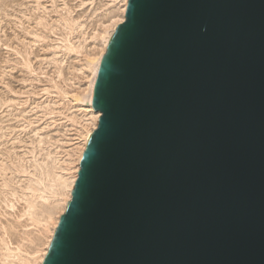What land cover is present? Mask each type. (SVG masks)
Returning <instances> with one entry per match:
<instances>
[{"label":"water","instance_id":"95a60500","mask_svg":"<svg viewBox=\"0 0 264 264\" xmlns=\"http://www.w3.org/2000/svg\"><path fill=\"white\" fill-rule=\"evenodd\" d=\"M44 264H264V0H130Z\"/></svg>","mask_w":264,"mask_h":264},{"label":"bare ground","instance_id":"6f19581e","mask_svg":"<svg viewBox=\"0 0 264 264\" xmlns=\"http://www.w3.org/2000/svg\"><path fill=\"white\" fill-rule=\"evenodd\" d=\"M96 1L98 0H80L76 5V8H91L89 17L97 18L96 23L91 26L85 22L87 14H74L75 9H72L74 7L71 8L66 2L62 8L64 11L58 10L59 15L56 19V23L58 22L61 26L59 35L56 34L58 28L55 29V26L43 16H38L41 32H32L40 40H46L48 33L56 34L52 49L48 48L51 55L45 58L50 61L49 64L53 63L55 68H53V74L43 71L47 74L46 84L38 91H14L15 94L20 95L29 93V95L47 96L44 101L37 102L32 109L34 111L40 109L41 116H35L36 119L26 117L27 115H24L26 110L21 109L17 117L22 116L21 130L23 131L33 123L41 122L42 124L44 118L51 121L46 120L47 125L41 127L42 125L39 124V127L36 126L32 130L35 138H32L31 143L29 142L31 146L25 147L27 151L23 153L29 155L27 158L23 154L14 157L15 153L7 150L0 159V177L2 178L0 198L2 202L12 210H18V202L24 204L16 214L18 223L8 222L9 225L6 224L1 220V215L4 213L0 212V264H44L61 218L73 197V190L81 169L82 156L102 115V112L95 109L91 103L93 86L112 38L116 35L118 26L126 20V10L130 0H108L99 6H96ZM115 2L116 6H110ZM90 39L93 43L95 42V46L87 51L85 48L89 46ZM8 46L10 47L11 44ZM15 50L17 54L22 55L21 61L25 68L31 74L35 73L36 68L29 57L30 51L27 48L24 51L17 48ZM73 53L81 59L79 63L77 62V66L69 68L68 76L65 64L68 61L67 58ZM25 99L21 101L19 97L8 96L3 99V105L25 106L29 96ZM70 110L73 111L72 113L81 112V116L72 115ZM62 119L63 121L65 119L67 123L71 121L74 127L69 129L73 132L71 136L67 134L68 138L65 137L67 141L62 142L63 137L54 139L52 133L44 134L43 131L49 129L50 126L53 128L52 125H60L58 121L63 122ZM61 125L67 124L64 121ZM0 130L2 131V128ZM3 133L0 139L7 135L5 131ZM20 141L22 143L25 140L20 139ZM69 146L73 147L68 149ZM14 159H19L17 161L19 166L14 163L16 162ZM13 167L16 170H13ZM16 172L20 174L17 181L16 175H13ZM19 227L23 228V234L20 235V233L17 236L16 231ZM33 228L37 229L41 236H34Z\"/></svg>","mask_w":264,"mask_h":264},{"label":"rangeland","instance_id":"374dc122","mask_svg":"<svg viewBox=\"0 0 264 264\" xmlns=\"http://www.w3.org/2000/svg\"><path fill=\"white\" fill-rule=\"evenodd\" d=\"M79 1L80 0H53V1L52 0H41L39 1L41 3L40 4L38 0H0V73H1L0 74V128H2V131L0 130V136L4 134L3 131H5V134H7V135H4V137L0 139V159L3 158L2 155L4 151H7V150H12V153L13 154L15 153L14 157L15 155L22 156L23 153H26L27 151L26 148H29V146H31L30 143L35 138V136H33L34 132L32 130L36 128V126H38L39 124L40 126L42 125L41 127H43L47 125V122L51 121V120L48 121L47 118H44V120H42V124L41 122L39 123L36 122V124L34 123L31 124L27 130H24V131L21 130L22 129L21 124L23 123L21 121L22 116L17 117L20 114L21 109L26 110V112L24 113V115H27L26 117L36 119L34 117L35 116L37 117L39 115L41 116L42 111L40 109L39 110L35 109V111L32 109L35 107L37 102L44 101V99H46L45 97L47 96L42 97L41 94L40 95L30 94L31 95L30 96L29 93L20 95V94H15L14 91H38L40 88H42L46 84L47 74L43 73V71L53 74L52 73L54 70L53 68L55 67L53 63L49 64L50 61L49 60L47 61V59L45 58L47 56L50 57L51 55L50 50L52 49L51 46L55 40L56 34L59 35V32L61 33V30L59 29L61 28V26H59L58 22L56 23V19L58 17L57 15H59L58 12L64 11V9H62L65 5L64 3L67 2L71 6V8L74 7L72 9H75L74 14L76 15L82 14V13H85V15L87 14L85 17V22L88 25L91 26L93 23H96L97 18L95 17L91 18L92 16L89 17L91 8H88V7L87 8L83 7V9L80 7L76 8V5L79 4ZM105 1H108V0H98L95 2V4L96 6L97 5L99 6ZM38 3L40 6L38 5ZM110 6L112 7L116 6V2L115 4L111 3ZM38 16L46 17L48 22L51 23V25L55 26V29L58 28L56 30V34L48 33L49 35L46 40H40L36 36H34L35 34L32 32H39V33L41 32L40 30L41 27H39L38 25V19H39ZM88 30H90V28ZM89 41L91 43L89 42L88 43L89 46L85 48L87 51H89L90 48L95 46V42L93 43L91 39ZM9 44H11L10 47L8 46ZM15 48L21 49L22 51H24L25 48H27L30 51L29 57L33 61V65L36 68L35 73L31 74L25 68V66L23 65L21 61L22 55L17 54ZM48 48H50V50ZM80 59L81 58L76 56V54L75 55L74 53L73 55L70 54V57L67 58L68 65L67 63L65 64L67 75L70 73L69 68H73V66H77V62L79 63ZM52 95H55V94H52ZM8 96L19 97V100L21 101H24V99L27 98L28 96H29V99H27L28 102L25 106L20 105V106H10L9 107L8 105L6 106L3 105V99L7 98ZM71 110L74 111L75 109H71ZM71 110L70 112L72 113L73 111ZM77 112L72 113V115L75 114V116L80 117L81 112H78V113ZM67 113L69 112L67 111ZM19 119H20V122H19ZM64 121H65V124L67 125L62 126L61 124L62 123L64 124ZM64 121L63 122H61V120L60 122L58 121L60 125L59 124L52 125L53 128L50 126L49 129H46L48 132H46V130L43 131L45 132L44 134L46 135L47 133H50V134L52 133V136L54 139H58V138L61 139L63 137L62 142L67 141L66 139L68 138L66 137L68 136L67 134H70L71 136V133L73 132V130L71 131L69 129L71 128L73 129L74 127L71 125L72 123L71 121H69L68 123L66 122L65 119ZM20 139H22V141L25 140L24 141L25 143L24 142L21 143ZM26 142L28 144H26ZM66 145H69V144H66ZM70 147L71 146L67 148L70 149ZM28 156L25 155L24 157L27 158ZM14 161H16L14 162L16 165L17 163H19L17 162L19 161V159L18 160L14 159ZM13 170H16V168L13 167ZM13 175H16L17 177L16 181L20 177V174H18L17 172ZM1 183H2V178L0 177V185ZM1 202H2V199L0 198V212L4 213L1 215L2 216L1 220H3V222H5L8 225L10 222L18 223L16 219V214H18L19 212L18 210H20V208L23 207L24 205L23 202L17 203L18 210L9 209L5 206L3 202L2 203ZM18 229L16 231V235L19 236L18 234L20 233H21L20 235H22L23 228L19 227ZM33 229L32 231H33L34 236L35 235H37L38 237L39 235L41 236L40 232L37 229L35 228ZM20 230H22V232H20Z\"/></svg>","mask_w":264,"mask_h":264}]
</instances>
